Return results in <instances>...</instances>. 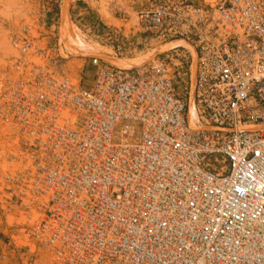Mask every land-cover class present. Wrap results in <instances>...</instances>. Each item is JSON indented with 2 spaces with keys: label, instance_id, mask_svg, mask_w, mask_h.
<instances>
[{
  "label": "built area",
  "instance_id": "obj_1",
  "mask_svg": "<svg viewBox=\"0 0 264 264\" xmlns=\"http://www.w3.org/2000/svg\"><path fill=\"white\" fill-rule=\"evenodd\" d=\"M137 19L192 45L194 127L169 56H93L76 82L49 68L62 43L45 22L10 36L4 181L37 217L28 235L50 264H264V0H160Z\"/></svg>",
  "mask_w": 264,
  "mask_h": 264
},
{
  "label": "rangeland",
  "instance_id": "obj_2",
  "mask_svg": "<svg viewBox=\"0 0 264 264\" xmlns=\"http://www.w3.org/2000/svg\"><path fill=\"white\" fill-rule=\"evenodd\" d=\"M159 1L0 0V93L6 84L7 75L12 72L10 36L28 22H45L52 35L51 43L54 44L58 39L62 43L47 62L57 76H68L76 82L89 80L95 70L90 63L93 56L101 58L107 65L115 66L118 65L112 59H137L144 56L141 65L129 68L169 56L172 58L170 68L176 91L187 98L191 93L192 97L195 86V64L190 68L191 55H195L192 45H188L187 40L176 39L181 43L187 42L188 46L168 48L173 41H161L151 34L143 33L138 23L137 12ZM190 1L210 6L219 0ZM75 36L79 42L74 39ZM80 42L83 44L80 45ZM16 149V139L5 127L0 126V264H50L49 250L28 235L37 217L28 218L29 213L12 197L4 181L5 157L16 152Z\"/></svg>",
  "mask_w": 264,
  "mask_h": 264
},
{
  "label": "bare ground",
  "instance_id": "obj_3",
  "mask_svg": "<svg viewBox=\"0 0 264 264\" xmlns=\"http://www.w3.org/2000/svg\"><path fill=\"white\" fill-rule=\"evenodd\" d=\"M74 39L77 42H79V38L77 36H75ZM81 44H83V43L80 42V45ZM89 45H88V47L93 48V47H91ZM176 45L177 46L181 45V46H185L186 47V46L189 45V43L187 45V42L181 43V42H179V40H176V41H173V42L169 43V45L167 47L171 48V47H174ZM143 57L142 58H137V59H130V58H119V59H116V60L112 59L113 60L112 62L117 64L118 66H120L122 68H129V67H132V66L141 65L144 62V60H145V58H143ZM193 79H195V78H193ZM196 119H197V112H196V109H195V104H194V100H193V93H192V97H191V101H190V108H189V121H190L191 126H193V127L195 126Z\"/></svg>",
  "mask_w": 264,
  "mask_h": 264
}]
</instances>
